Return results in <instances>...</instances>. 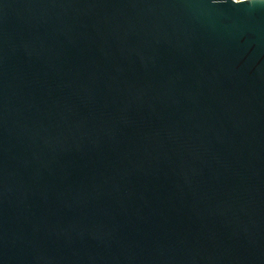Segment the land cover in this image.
Listing matches in <instances>:
<instances>
[{
    "label": "water",
    "instance_id": "95a60500",
    "mask_svg": "<svg viewBox=\"0 0 264 264\" xmlns=\"http://www.w3.org/2000/svg\"><path fill=\"white\" fill-rule=\"evenodd\" d=\"M0 264H264V0H0Z\"/></svg>",
    "mask_w": 264,
    "mask_h": 264
},
{
    "label": "built area",
    "instance_id": "2783aa9c",
    "mask_svg": "<svg viewBox=\"0 0 264 264\" xmlns=\"http://www.w3.org/2000/svg\"><path fill=\"white\" fill-rule=\"evenodd\" d=\"M235 1H241V0H235ZM243 1V0H242Z\"/></svg>",
    "mask_w": 264,
    "mask_h": 264
}]
</instances>
